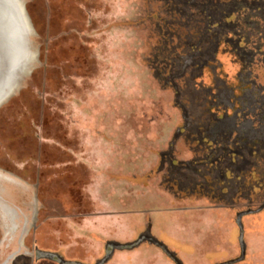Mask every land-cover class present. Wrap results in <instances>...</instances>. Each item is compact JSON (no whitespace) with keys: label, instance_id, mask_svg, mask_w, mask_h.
<instances>
[{"label":"rangeland","instance_id":"1","mask_svg":"<svg viewBox=\"0 0 264 264\" xmlns=\"http://www.w3.org/2000/svg\"><path fill=\"white\" fill-rule=\"evenodd\" d=\"M188 1L23 0L36 55L0 106V264H175L148 231L183 264H264V185L203 180L197 144L175 136L196 122L199 66L213 83L214 45L233 44L195 5L218 20L234 0ZM176 169L188 185L170 187Z\"/></svg>","mask_w":264,"mask_h":264},{"label":"flooded vegetation","instance_id":"2","mask_svg":"<svg viewBox=\"0 0 264 264\" xmlns=\"http://www.w3.org/2000/svg\"><path fill=\"white\" fill-rule=\"evenodd\" d=\"M191 1L187 3L191 4ZM238 1L240 0H234L229 5L223 6L227 11L223 7L222 10L219 9L221 14L224 12L228 14L218 20L212 18L214 11L210 9L211 6L202 2L195 5L198 9L196 15L199 16L197 23L204 24L206 31L216 29V34H233V44L226 45L221 40L214 45V60L218 65H213L215 67L212 70L213 83L208 85L203 81L204 69L208 65L201 63L199 69L195 67L199 72L195 78L199 83L195 91L200 94L199 111L195 114L196 122L192 124L188 120L185 121L175 135L176 137L184 135L187 142L197 144V152L201 155L195 156L194 159L197 157L198 160L195 161L201 162L203 180L207 175L222 177L223 181H228L230 184L226 187V191L235 189L237 194L242 187L249 186L259 191L264 185L262 184V180L264 181V0H243L242 3ZM250 1L253 3L252 6L249 4ZM249 6L253 9L252 13H257L256 15H248ZM202 15L205 17H201ZM254 18H256L255 22L249 21ZM250 29L251 32L254 31L253 35L257 31L259 48L258 54L248 61L250 53L247 54L243 41L246 38L245 33ZM236 34L243 37L235 40ZM203 56L202 51L200 57ZM227 62L232 67H238L236 74H231L232 69H223L227 67ZM219 70L226 71L222 74ZM185 118L189 119L188 116ZM202 158L204 160H201ZM182 167L192 171L189 164H182ZM177 172L178 169L170 172L171 188L174 186L179 188L191 177ZM176 174L183 179L180 177L176 179L178 177ZM247 181L253 183L246 184Z\"/></svg>","mask_w":264,"mask_h":264},{"label":"water","instance_id":"3","mask_svg":"<svg viewBox=\"0 0 264 264\" xmlns=\"http://www.w3.org/2000/svg\"><path fill=\"white\" fill-rule=\"evenodd\" d=\"M20 7L22 14L25 18L26 22V32L23 33V41L21 47H24L23 53L20 55H14V48L16 47L15 35L9 41V34L5 35L3 31L9 32L8 27L6 28L4 23L0 25V78H2L3 74L14 73L15 74V81L10 84L6 85L3 82H0V106L7 101L21 86L24 78L29 73L30 69L34 66L35 63V51L32 44V27L30 25V21L27 17V14L24 9V2L23 0H19ZM8 42H7V39ZM22 39L21 37H19ZM146 235V238H149L150 242L157 243V245L163 250H167L168 247L166 244L161 243L159 244L156 238L151 236L150 232H146L143 236ZM165 252V251H164Z\"/></svg>","mask_w":264,"mask_h":264},{"label":"bare ground","instance_id":"4","mask_svg":"<svg viewBox=\"0 0 264 264\" xmlns=\"http://www.w3.org/2000/svg\"><path fill=\"white\" fill-rule=\"evenodd\" d=\"M0 25L4 23L5 27L9 29V32L3 31L5 35L9 34V41L15 35V48L13 49L14 55L18 57L23 53L24 47H21L23 41V33L26 32V22L22 14L19 0H0ZM21 37L22 39H20ZM7 39V38H6ZM8 42V39H7ZM23 49V50H22ZM25 51V50H24ZM14 73L3 74L0 78V82L3 84L10 85L15 81ZM0 210L6 214V216L11 217L12 211L7 205L0 201ZM19 250V249H18ZM8 260V259H7ZM6 264V263H5Z\"/></svg>","mask_w":264,"mask_h":264},{"label":"trees","instance_id":"5","mask_svg":"<svg viewBox=\"0 0 264 264\" xmlns=\"http://www.w3.org/2000/svg\"><path fill=\"white\" fill-rule=\"evenodd\" d=\"M158 242H159V244L163 243L161 241H158ZM137 244H138L137 241H134V242H126V243H118V242L117 243H114V245H115L116 248H121V249L122 248H133ZM110 245L112 246V243L110 241H108L106 243V247H109ZM163 251H165V253L168 256V258L170 260H172L175 264H183V262L181 261V259L177 256L176 252L170 251L169 249H167V250H164L163 249ZM58 257L60 258L61 262L64 261V259L60 255ZM70 263L71 264H80L79 262H70Z\"/></svg>","mask_w":264,"mask_h":264},{"label":"crops","instance_id":"6","mask_svg":"<svg viewBox=\"0 0 264 264\" xmlns=\"http://www.w3.org/2000/svg\"><path fill=\"white\" fill-rule=\"evenodd\" d=\"M154 238V237H153ZM157 239V238H156ZM158 240V239H157ZM159 241V240H158ZM166 254V253H165Z\"/></svg>","mask_w":264,"mask_h":264}]
</instances>
